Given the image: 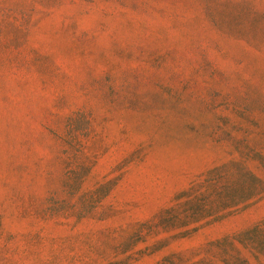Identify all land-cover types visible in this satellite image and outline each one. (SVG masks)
I'll return each mask as SVG.
<instances>
[{
    "label": "rangeland",
    "instance_id": "rangeland-1",
    "mask_svg": "<svg viewBox=\"0 0 264 264\" xmlns=\"http://www.w3.org/2000/svg\"><path fill=\"white\" fill-rule=\"evenodd\" d=\"M233 158L264 182V0H0V264H264V192L142 226Z\"/></svg>",
    "mask_w": 264,
    "mask_h": 264
},
{
    "label": "trees",
    "instance_id": "trees-1",
    "mask_svg": "<svg viewBox=\"0 0 264 264\" xmlns=\"http://www.w3.org/2000/svg\"><path fill=\"white\" fill-rule=\"evenodd\" d=\"M263 192L262 179L245 160L233 158L200 174L188 187L174 196L169 206L160 210L142 226L149 233H168L167 237L159 240L161 242L187 238L200 228L239 212L259 199ZM259 225L255 229H260ZM245 240V234L239 233L227 236L213 245L226 249L223 255L227 261L234 258L247 263L248 259L236 246V242L249 241ZM230 251H234V255Z\"/></svg>",
    "mask_w": 264,
    "mask_h": 264
}]
</instances>
